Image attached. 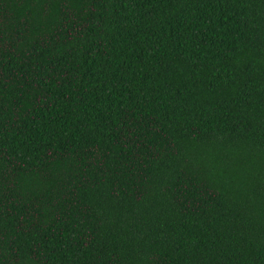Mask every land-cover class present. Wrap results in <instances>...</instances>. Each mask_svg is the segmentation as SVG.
Wrapping results in <instances>:
<instances>
[{
	"label": "trees",
	"instance_id": "1",
	"mask_svg": "<svg viewBox=\"0 0 264 264\" xmlns=\"http://www.w3.org/2000/svg\"><path fill=\"white\" fill-rule=\"evenodd\" d=\"M0 264H264V0H0Z\"/></svg>",
	"mask_w": 264,
	"mask_h": 264
}]
</instances>
